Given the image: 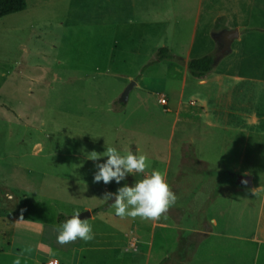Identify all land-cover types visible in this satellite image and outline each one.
Returning a JSON list of instances; mask_svg holds the SVG:
<instances>
[{
  "label": "rangeland",
  "instance_id": "1",
  "mask_svg": "<svg viewBox=\"0 0 264 264\" xmlns=\"http://www.w3.org/2000/svg\"><path fill=\"white\" fill-rule=\"evenodd\" d=\"M27 4L24 12L0 19V264H12L18 255L21 264H188L191 247L212 231L209 215L231 238L248 231L256 212L244 201L264 197L237 181L249 171L255 186L264 182V139L258 151L241 145L224 155L220 175L205 174L207 165L185 141L200 136L197 125L204 126L197 120L200 109L188 100L199 86L187 60L212 56L214 66L220 62L215 70L234 73L242 51L264 76V47H256L264 40V0ZM217 20L253 29V35L242 46L234 41L233 54L220 56L223 44L213 39L222 33L213 28ZM161 48L174 58L155 62ZM234 82L226 78L223 86L233 89ZM252 87L264 99V84ZM108 147L121 155L138 150L150 167L120 184L95 183ZM93 151L95 161L86 158ZM152 170L164 174L176 203L157 219L115 216L114 197L106 202L105 194ZM97 208L102 211L93 214ZM73 210L92 212L87 222L94 238L59 245L58 217ZM240 249L224 250L223 239L210 238L193 264L226 262L225 254L238 257Z\"/></svg>",
  "mask_w": 264,
  "mask_h": 264
},
{
  "label": "crops",
  "instance_id": "2",
  "mask_svg": "<svg viewBox=\"0 0 264 264\" xmlns=\"http://www.w3.org/2000/svg\"><path fill=\"white\" fill-rule=\"evenodd\" d=\"M221 31L222 33L220 35L224 36L229 31H238L239 37L234 41H237L241 46L249 42L246 40L253 35V29L230 28L222 23ZM219 36L213 37V39L220 43ZM234 41L231 44V52H227L226 54H233ZM256 47H264V40L258 42ZM238 52L239 55H241V60L240 63L236 64L234 73L215 70L220 62L216 63L213 71L206 78L201 80L196 79L199 88L188 99L193 108L200 109L197 120L204 126L197 123L198 128H200V126L203 127V133H201L200 136L198 135L191 140L186 139L185 141L189 142L194 147L198 160L207 165V170L205 171L206 175H220L224 170L223 156L230 155L234 152L233 150L235 148L239 149L242 145L243 149H246L248 145H251V149H253L252 152H254V148L256 150L260 149V143H262L264 139L263 92L252 87L259 82L264 84V76L258 75V67L256 63H254L255 60L248 63L250 55L242 51ZM190 60L191 59H188L187 63ZM229 77L235 80L232 86L233 89L223 86V81ZM187 82L188 78L184 82L181 100L185 99ZM237 82H244L245 85L241 86V84ZM248 85H250V87ZM237 89L238 94H236ZM181 104L183 103L181 102ZM191 112H194V110H191ZM250 133L254 136L258 135L259 138H251L249 136ZM242 176L250 177L252 186L239 185L237 181L238 186L249 187L254 197L260 193L262 197H264V182L261 181L263 178L259 181L262 185L255 186L252 173L245 171L243 175L238 176V179ZM213 199H209V208H211L214 203ZM244 207H252L256 212L254 224H252L250 229L248 231L242 230L241 235L238 234V236L236 235L231 238L230 235L217 231L218 221L215 218H211L209 215V224L212 227V231L207 234L201 245L198 246L197 251L191 258L192 260L188 264L194 263L197 253L203 246L205 240L218 237H220L221 240L223 239L224 250L231 248L233 245H237L241 248L238 257L227 253L224 255L227 256V261L218 264H264V234L261 229V222L264 221V198L262 200L254 199L249 202L244 201ZM210 210L211 209H209V212H211ZM226 238L231 240L225 241ZM36 264L39 263L36 261Z\"/></svg>",
  "mask_w": 264,
  "mask_h": 264
},
{
  "label": "clouds",
  "instance_id": "3",
  "mask_svg": "<svg viewBox=\"0 0 264 264\" xmlns=\"http://www.w3.org/2000/svg\"><path fill=\"white\" fill-rule=\"evenodd\" d=\"M103 153L107 159L96 165L97 171L93 175L95 183L120 184L129 175L137 177L150 167L149 158L138 150L133 152L129 149L121 155L115 148L108 147ZM88 154L90 156L86 155L87 159L95 161L99 158L95 151ZM110 199H113L110 207L114 210L115 216L133 219L139 217L146 220L159 218L176 203L177 197L171 191L164 174L159 170H152L142 179H135L131 186L125 183L115 193L105 194L103 200L107 202ZM93 238L92 225L86 219L82 220L76 210H73L72 215L57 227L56 243L59 245H66L77 239L88 242ZM12 264H21V257L19 255L15 257Z\"/></svg>",
  "mask_w": 264,
  "mask_h": 264
},
{
  "label": "trees",
  "instance_id": "4",
  "mask_svg": "<svg viewBox=\"0 0 264 264\" xmlns=\"http://www.w3.org/2000/svg\"><path fill=\"white\" fill-rule=\"evenodd\" d=\"M28 7L27 0H0V19L24 12ZM221 20H217L215 25V30H220ZM174 56L171 54L168 48H161L158 51V57L155 62L172 60ZM187 69L190 75L196 79L206 78L214 69V58L212 56H204L201 58L191 59L187 63ZM101 208L93 210V214L101 212ZM70 217V216H69ZM64 215L58 217V224L62 223L67 218ZM192 254H190V259L194 256L197 251L198 246H192Z\"/></svg>",
  "mask_w": 264,
  "mask_h": 264
},
{
  "label": "water",
  "instance_id": "5",
  "mask_svg": "<svg viewBox=\"0 0 264 264\" xmlns=\"http://www.w3.org/2000/svg\"><path fill=\"white\" fill-rule=\"evenodd\" d=\"M239 35H238V31H229L226 33L225 37H224V47L222 48L221 52H220V56L226 54L227 52H231V44L232 42L238 38ZM136 85V83H133L131 86H129L123 96H122V99L121 101L123 103H127L128 101V98H129V95H130V92L132 91L133 87ZM238 184L239 185H249V186H252V180L250 179V177L248 176H242L238 179ZM92 217V212L90 211H86L84 213H81L80 214V218L83 220V219H89Z\"/></svg>",
  "mask_w": 264,
  "mask_h": 264
},
{
  "label": "flooded vegetation",
  "instance_id": "6",
  "mask_svg": "<svg viewBox=\"0 0 264 264\" xmlns=\"http://www.w3.org/2000/svg\"><path fill=\"white\" fill-rule=\"evenodd\" d=\"M224 37H225L224 35L219 36V40L221 44H224Z\"/></svg>",
  "mask_w": 264,
  "mask_h": 264
},
{
  "label": "built area",
  "instance_id": "7",
  "mask_svg": "<svg viewBox=\"0 0 264 264\" xmlns=\"http://www.w3.org/2000/svg\"><path fill=\"white\" fill-rule=\"evenodd\" d=\"M160 102H161V104H163V105H165V104H166V101H165V99H162ZM133 246H134V247H136V244H133Z\"/></svg>",
  "mask_w": 264,
  "mask_h": 264
}]
</instances>
